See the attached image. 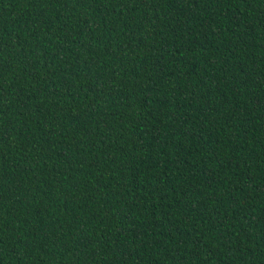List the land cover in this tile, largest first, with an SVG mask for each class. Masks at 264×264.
<instances>
[{
    "label": "trees",
    "instance_id": "obj_1",
    "mask_svg": "<svg viewBox=\"0 0 264 264\" xmlns=\"http://www.w3.org/2000/svg\"><path fill=\"white\" fill-rule=\"evenodd\" d=\"M0 264H264V0H0Z\"/></svg>",
    "mask_w": 264,
    "mask_h": 264
}]
</instances>
